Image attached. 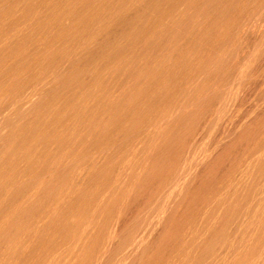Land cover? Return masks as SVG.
I'll list each match as a JSON object with an SVG mask.
<instances>
[{
	"label": "bare ground",
	"instance_id": "bare-ground-1",
	"mask_svg": "<svg viewBox=\"0 0 264 264\" xmlns=\"http://www.w3.org/2000/svg\"><path fill=\"white\" fill-rule=\"evenodd\" d=\"M0 264H264V0H0Z\"/></svg>",
	"mask_w": 264,
	"mask_h": 264
}]
</instances>
